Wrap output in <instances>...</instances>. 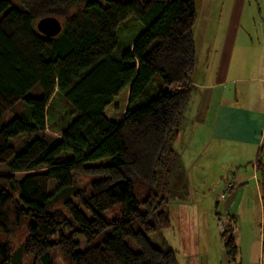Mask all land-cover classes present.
<instances>
[{
	"label": "trees",
	"instance_id": "1",
	"mask_svg": "<svg viewBox=\"0 0 264 264\" xmlns=\"http://www.w3.org/2000/svg\"><path fill=\"white\" fill-rule=\"evenodd\" d=\"M46 16L60 20L56 36L36 29ZM130 17L143 30L115 55ZM196 17L194 0H0V264H54V247L67 264H177L150 236L170 226L160 191L195 89ZM155 76L163 86L146 98ZM126 88L124 116L109 119ZM58 99L69 113L54 118ZM47 128L49 139L36 135ZM257 165L264 191V145ZM73 175L91 176L89 188ZM232 234L221 233L229 255Z\"/></svg>",
	"mask_w": 264,
	"mask_h": 264
},
{
	"label": "rangeland",
	"instance_id": "2",
	"mask_svg": "<svg viewBox=\"0 0 264 264\" xmlns=\"http://www.w3.org/2000/svg\"><path fill=\"white\" fill-rule=\"evenodd\" d=\"M16 1V0H11ZM207 1V0H203ZM219 1V0H217ZM221 1V0H220ZM197 13V20L193 28L194 44L196 49L195 71L203 75L206 72V61L212 40H208L213 28L208 33L206 30L211 27L207 23V17H203L201 0H194ZM15 5H19L15 3ZM215 13V12H214ZM216 14V13H215ZM223 22H221L220 27ZM143 30L142 22L130 17L125 20L116 30L117 46L114 54L117 55L121 50L127 48L135 36ZM154 82L148 89L147 96L153 95L157 91V81L162 80L159 76L154 77ZM128 89L122 90L113 102L106 107L105 114L109 119L119 121L127 107ZM192 106L188 105L184 111L185 122L182 126L180 139L173 143L177 150L187 148L190 142L192 131H195V122L191 116ZM54 118L69 113V108L65 107L60 99L52 106ZM14 116V111H10L3 118L1 124L5 123ZM46 139L50 138L51 133L48 128L45 133H37ZM29 136L21 135L10 139V144L23 149V142ZM179 153V161L176 171L170 180L164 179L163 189L160 194L165 197L163 208L169 214L170 226L153 233L151 241L160 249H171L177 264H258L261 243L264 242L263 225L264 219L260 222V209L255 196L247 193L244 197L236 196L234 201L231 194H225V198H220L222 183L226 178L230 180V173L234 169V164L223 161L222 165H215L210 162L207 153H195V160L192 155V165L187 164L186 155ZM191 150V149H190ZM215 166V167H214ZM191 167V168H190ZM40 167L36 171H44ZM7 172L4 165H0V173ZM27 172H17L18 177ZM92 178L88 175H73L74 184L89 188ZM56 183L51 181L49 190L53 191ZM230 200L233 201L230 205ZM264 204V203H263ZM232 206V207H231ZM263 214V213H262ZM231 228L234 243L237 251L234 255H229L225 248V240L221 236L223 229ZM101 237V236H100ZM97 237L95 243L100 240ZM135 249L136 247L132 245ZM50 256L54 264H67L63 254L56 248L50 249ZM264 260V255H263ZM23 264H41L35 262L31 255H26Z\"/></svg>",
	"mask_w": 264,
	"mask_h": 264
},
{
	"label": "crops",
	"instance_id": "3",
	"mask_svg": "<svg viewBox=\"0 0 264 264\" xmlns=\"http://www.w3.org/2000/svg\"><path fill=\"white\" fill-rule=\"evenodd\" d=\"M200 3L203 17L211 25L206 33L213 28L208 37L213 43L208 46L206 72H193L191 79L195 89L188 105L192 106L191 118L196 129L187 144L189 149L179 146L177 150L186 155L188 165L195 160L196 151L199 157L207 153L215 165L221 166L227 160L233 163L230 180L226 178L222 183L219 196L224 199L225 194H231L234 201L236 196L242 198L252 193L262 222L264 191L257 164L264 145V0ZM185 118L183 114L176 142ZM263 255L264 242L258 264H264Z\"/></svg>",
	"mask_w": 264,
	"mask_h": 264
},
{
	"label": "water",
	"instance_id": "4",
	"mask_svg": "<svg viewBox=\"0 0 264 264\" xmlns=\"http://www.w3.org/2000/svg\"><path fill=\"white\" fill-rule=\"evenodd\" d=\"M36 29L47 37H53L60 33L62 24L60 20L54 16H46L36 22ZM264 197V193H263Z\"/></svg>",
	"mask_w": 264,
	"mask_h": 264
},
{
	"label": "built area",
	"instance_id": "5",
	"mask_svg": "<svg viewBox=\"0 0 264 264\" xmlns=\"http://www.w3.org/2000/svg\"><path fill=\"white\" fill-rule=\"evenodd\" d=\"M228 188H229V186H228ZM228 188H227V189H228ZM221 196L223 197V195H221Z\"/></svg>",
	"mask_w": 264,
	"mask_h": 264
}]
</instances>
